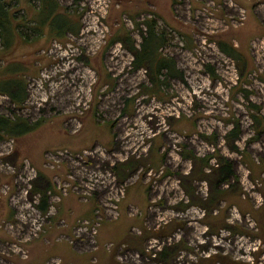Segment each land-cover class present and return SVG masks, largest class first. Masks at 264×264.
Instances as JSON below:
<instances>
[{
    "label": "rangeland",
    "instance_id": "obj_1",
    "mask_svg": "<svg viewBox=\"0 0 264 264\" xmlns=\"http://www.w3.org/2000/svg\"><path fill=\"white\" fill-rule=\"evenodd\" d=\"M54 1L0 44L35 125L0 137V264H264V0ZM154 16L161 77L122 40Z\"/></svg>",
    "mask_w": 264,
    "mask_h": 264
},
{
    "label": "trees",
    "instance_id": "obj_2",
    "mask_svg": "<svg viewBox=\"0 0 264 264\" xmlns=\"http://www.w3.org/2000/svg\"><path fill=\"white\" fill-rule=\"evenodd\" d=\"M8 1L10 2V4ZM8 1L0 0V44L3 46L4 51H6L9 46H11V44L13 43V39L16 36V33L22 34V33H25L27 30H31L32 32L35 33L34 31L35 29L33 27H28L29 29L27 28L26 30H23V31L18 30V28L21 27L22 24H19L17 22V17L14 15L15 13H13L10 8L11 3H13L12 0H8ZM40 1H41L43 10H48L53 6L51 9L52 13H51L50 19L57 16V12H56L58 8L57 2H55L54 0H40ZM155 16L154 18L151 17V19L150 18L146 19L147 21L145 24L147 26V29L146 28L145 29L147 30V32L146 34H144L145 36L142 37L143 41L139 48L136 47L135 42L132 40L129 42H127L124 38L122 40H124V42L127 45L128 44L130 45L129 48L134 54V59H133L132 64H134L135 68H140L148 61H150L151 63H155V60H156L159 62L157 64L158 68L156 70V74L157 76L161 77L163 74H165L164 73L165 69L167 70L170 69L172 72V70L174 69V64L169 59H166L164 61H161L159 59L160 53L158 52V50L160 48L162 36L159 35L156 30L158 22ZM50 23L52 24V20H50ZM56 29L60 30L59 35H62V33L64 34L67 30H73L74 32H77V29H79V27H77L73 23L72 24L62 23L61 26L56 27ZM221 48L222 50H224V52L227 55L235 56V54L230 49H228L224 44L221 46ZM18 69L19 68L12 69L10 67V70L7 69V72L10 73L11 70H18ZM171 72L170 74H172ZM24 82L25 81L23 79L10 80L7 83L8 87L6 86L0 87V93L10 96L11 101H13L15 105L21 106L26 100V87L24 86L25 85ZM19 89H20L21 94H24V91H25V96H23L22 99L19 98V95L13 92L15 90L18 91ZM33 129H35V125H30V122L25 119L12 120V119H8L3 116H0V137L3 136V133L9 135L12 138L18 137L20 135L28 133V131H31ZM235 133H236V130H233L232 134H235ZM218 162H219V166L221 163H222V166H224L222 167L221 175H223L224 177L227 176L224 174L225 173L228 174V172L232 171L231 163L227 165V162L224 163V160H222V162L218 160ZM224 183H227V180H225ZM45 201H46V196L44 195L43 196L44 204L39 206V209L42 212H47L49 208V204L45 203Z\"/></svg>",
    "mask_w": 264,
    "mask_h": 264
},
{
    "label": "crops",
    "instance_id": "obj_3",
    "mask_svg": "<svg viewBox=\"0 0 264 264\" xmlns=\"http://www.w3.org/2000/svg\"><path fill=\"white\" fill-rule=\"evenodd\" d=\"M62 13H64L65 14V12H62ZM73 24H75L74 22H73ZM76 25V24H75ZM77 27H79V24H77L76 25ZM56 37H61L62 35H59V36H57L56 34H54ZM12 69H15V68H19L18 70H11V72L10 73H8V72H6L5 70H4V72L5 73H7V74H15L16 73V71H19L21 68L19 67V65L18 64H15V65H13L12 67H11ZM17 77V79H21L20 77L21 76H16ZM15 79V78H14ZM6 80H8V79H6ZM3 81H5V80H2V81H0V82H3ZM0 87H5V86H1L0 85ZM6 87H8L7 86V84H6ZM13 92H15L17 95H19V98L20 99H22L23 98V96H25V91H24V94H21L20 93V89L17 91V90H15V91H13Z\"/></svg>",
    "mask_w": 264,
    "mask_h": 264
}]
</instances>
